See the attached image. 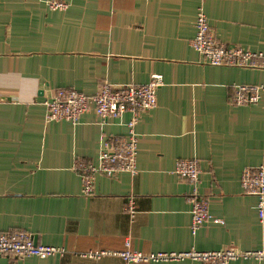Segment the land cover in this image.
I'll list each match as a JSON object with an SVG mask.
<instances>
[{"label": "crops", "instance_id": "1", "mask_svg": "<svg viewBox=\"0 0 264 264\" xmlns=\"http://www.w3.org/2000/svg\"><path fill=\"white\" fill-rule=\"evenodd\" d=\"M0 0V233L22 230L63 256L0 264H124L88 251L144 253L264 250L258 198L244 192L247 167L264 163V99L236 105L235 86L264 83V71L212 66L191 45L204 9L217 41L264 52V0ZM162 75L157 107L141 113L138 173L98 175L83 195L77 160L97 164L109 139L128 135L130 113L101 121L90 109L77 124L46 121L44 101L72 88L95 95L104 83L143 85ZM200 163L198 189L213 219L193 235L191 185L174 174ZM136 197L134 220L124 212ZM139 264H204L186 259ZM231 264H264L240 258Z\"/></svg>", "mask_w": 264, "mask_h": 264}, {"label": "built area", "instance_id": "2", "mask_svg": "<svg viewBox=\"0 0 264 264\" xmlns=\"http://www.w3.org/2000/svg\"><path fill=\"white\" fill-rule=\"evenodd\" d=\"M69 4L60 0H49L48 8L53 11L66 10ZM194 26L196 35L191 42L194 49L212 66H230L239 68L259 69L264 71V52L234 46L227 47L217 41L212 33L208 17L204 9L197 12ZM163 85L162 75H152L151 80L143 85L115 86L104 83L95 95L88 96L72 88H62L44 101L47 109L46 121H69L77 124L90 109H94L101 121L118 119L124 113H130L127 123L128 135L121 139H109L105 142L97 164L77 160L75 171L80 175L83 195L94 194L95 181L98 175L115 177L127 172L132 176L138 173L137 157L139 148L138 125L141 113L157 107V90ZM264 99V83L260 85L240 84L235 86L232 102L236 105L259 103ZM174 174L191 185L187 201L191 206V232L196 235L198 230L208 221L222 223L213 219L209 211V199L198 189L200 181V163L197 159H182L176 163ZM243 190L248 195L258 198L257 214L264 226V163L256 167H247L241 176ZM124 212L134 220L137 216L136 197L130 195L124 206ZM66 249L61 247L35 244L32 235L22 230H9L0 233V256L16 259L29 257L48 258L54 255L63 256ZM117 256L124 264L160 263L183 261L186 259L204 264H231L240 258L264 259V250L235 251L223 249L219 251H197L191 249L183 252L144 253L134 250L128 239L124 249L120 251H88L80 256L99 261L104 256Z\"/></svg>", "mask_w": 264, "mask_h": 264}, {"label": "water", "instance_id": "3", "mask_svg": "<svg viewBox=\"0 0 264 264\" xmlns=\"http://www.w3.org/2000/svg\"><path fill=\"white\" fill-rule=\"evenodd\" d=\"M34 242H35V244H37V241H36V239H34Z\"/></svg>", "mask_w": 264, "mask_h": 264}]
</instances>
